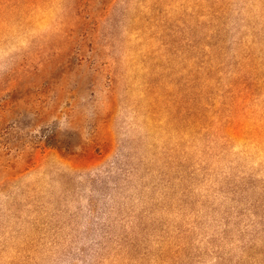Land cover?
I'll return each instance as SVG.
<instances>
[{"label": "rangeland", "instance_id": "rangeland-1", "mask_svg": "<svg viewBox=\"0 0 264 264\" xmlns=\"http://www.w3.org/2000/svg\"><path fill=\"white\" fill-rule=\"evenodd\" d=\"M0 264H264V0H0Z\"/></svg>", "mask_w": 264, "mask_h": 264}]
</instances>
